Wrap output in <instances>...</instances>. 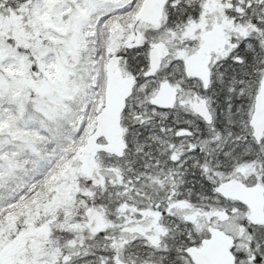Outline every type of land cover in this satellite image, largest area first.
I'll list each match as a JSON object with an SVG mask.
<instances>
[{"label": "snow or ice", "instance_id": "snow-or-ice-1", "mask_svg": "<svg viewBox=\"0 0 264 264\" xmlns=\"http://www.w3.org/2000/svg\"><path fill=\"white\" fill-rule=\"evenodd\" d=\"M0 264H264V0H0Z\"/></svg>", "mask_w": 264, "mask_h": 264}]
</instances>
